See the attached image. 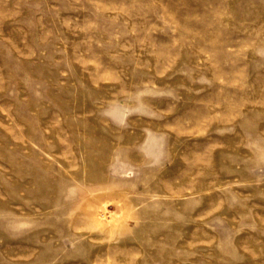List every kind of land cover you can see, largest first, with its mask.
I'll list each match as a JSON object with an SVG mask.
<instances>
[{"label":"rangeland","instance_id":"374dc122","mask_svg":"<svg viewBox=\"0 0 264 264\" xmlns=\"http://www.w3.org/2000/svg\"><path fill=\"white\" fill-rule=\"evenodd\" d=\"M0 264H264V0H0Z\"/></svg>","mask_w":264,"mask_h":264}]
</instances>
